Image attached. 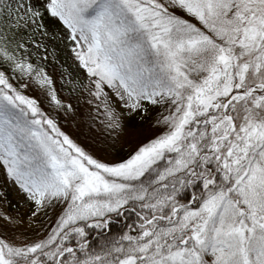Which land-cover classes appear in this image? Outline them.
Wrapping results in <instances>:
<instances>
[{
    "label": "snow or ice",
    "instance_id": "1",
    "mask_svg": "<svg viewBox=\"0 0 264 264\" xmlns=\"http://www.w3.org/2000/svg\"><path fill=\"white\" fill-rule=\"evenodd\" d=\"M0 264H264V0H0Z\"/></svg>",
    "mask_w": 264,
    "mask_h": 264
},
{
    "label": "rangeland",
    "instance_id": "2",
    "mask_svg": "<svg viewBox=\"0 0 264 264\" xmlns=\"http://www.w3.org/2000/svg\"><path fill=\"white\" fill-rule=\"evenodd\" d=\"M61 56H62V58H63V53H61Z\"/></svg>",
    "mask_w": 264,
    "mask_h": 264
}]
</instances>
